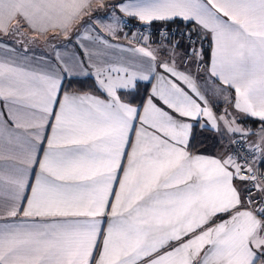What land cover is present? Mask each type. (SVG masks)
<instances>
[{"label":"snow or ice","instance_id":"snow-or-ice-1","mask_svg":"<svg viewBox=\"0 0 264 264\" xmlns=\"http://www.w3.org/2000/svg\"><path fill=\"white\" fill-rule=\"evenodd\" d=\"M0 34V264H264V0H0Z\"/></svg>","mask_w":264,"mask_h":264},{"label":"crops","instance_id":"crops-1","mask_svg":"<svg viewBox=\"0 0 264 264\" xmlns=\"http://www.w3.org/2000/svg\"><path fill=\"white\" fill-rule=\"evenodd\" d=\"M110 2L111 3H116V2H118V0H110ZM123 19L126 20V19H132V18L124 17ZM133 20H135V19H133ZM121 30H122L123 33H125L123 25L121 26ZM50 35H52V34H50ZM0 36H2V34H0ZM132 36H133L132 34H127V39H125L123 36H121V38L117 41V43L128 44L130 41H132ZM61 37H63V36H61ZM4 39L11 40L12 37H4ZM66 40H67V38L63 37L62 40H60L59 42H56V43L59 44L61 42H66ZM137 40H139L138 37H137ZM151 41H156V40H151ZM132 42L135 43V41H132ZM43 45L45 47H42ZM151 46L152 47H157L158 45L153 43ZM16 47H20V46L17 45ZM73 50L78 51L77 49H73ZM61 51L63 52L64 50L61 49ZM29 52H30V62L31 63H35L36 62V61L32 60V57H35L36 60H39L40 58H46V59L51 60L53 58L52 47L51 46H46L43 42H41L40 44H38L36 46H30L29 47ZM184 52H185V48L184 47L177 49V59H178V61L183 57ZM204 59H205L206 62L209 59V57L207 55V50H206V55H205ZM87 77L94 78L92 76H80L78 78H87ZM73 79H76V77H73V78H71L69 80H73ZM69 80H67L65 82V85L67 84V82ZM143 83H146V82H143ZM216 86L218 87V83H217ZM211 88H212V85L210 83L209 84V100H210V104L212 105L213 111L217 115H222V111L224 109H226L228 112H232L231 105L229 103L225 102L224 96L220 95L219 93L213 94L211 92ZM67 91L81 92V91H77V90H67ZM87 92H89V91H87ZM91 93H95V92H91ZM233 115H235V113H233ZM246 122L248 124L253 125V129H256L258 127V125L256 123H254L253 120H247ZM218 136H219V134L214 133V132H204V133H202V135L198 137L199 141L197 142L198 144L202 143V144H200L201 147L199 149H195L193 151L194 152H202V153L209 154V155H220L225 150L231 151L232 148L229 147L228 139H226L224 137H219V142L217 143L216 141H217ZM213 144H215V148L214 149L212 148Z\"/></svg>","mask_w":264,"mask_h":264},{"label":"built area","instance_id":"built-area-1","mask_svg":"<svg viewBox=\"0 0 264 264\" xmlns=\"http://www.w3.org/2000/svg\"><path fill=\"white\" fill-rule=\"evenodd\" d=\"M127 23L125 25H123L125 33L126 34H136V37L139 38V35L141 32H143V34L145 35H149V38L151 40H158L159 39V35H158V31L159 29H161L162 27L164 28H171L173 30V32H175V30L179 29L180 31H184L186 25L183 23H169V24H164V23H160V24H155L153 23L151 26V29H147V28H141V22L133 20V19H126L125 20ZM177 39H179V37H176ZM185 50H186V45H185ZM205 48L207 50V44L205 45ZM233 150V148H232ZM241 155H246V153H244L241 150Z\"/></svg>","mask_w":264,"mask_h":264},{"label":"trees","instance_id":"trees-1","mask_svg":"<svg viewBox=\"0 0 264 264\" xmlns=\"http://www.w3.org/2000/svg\"><path fill=\"white\" fill-rule=\"evenodd\" d=\"M155 24H160V23H163V22H153ZM62 40L63 37H60ZM95 81H94V78H91V77H87V78H76V79H73V80H69L67 82V84L65 85V88L66 90H77V91H81V92H96V89H95ZM146 83H141L140 86H139V92H140V97H143L145 91H150V89H146V87L144 86ZM140 97L137 98V103L140 102ZM199 141V138H197V140L195 141V147L193 148V150L195 149H199L201 147L200 144L202 143H197Z\"/></svg>","mask_w":264,"mask_h":264},{"label":"rangeland","instance_id":"rangeland-1","mask_svg":"<svg viewBox=\"0 0 264 264\" xmlns=\"http://www.w3.org/2000/svg\"><path fill=\"white\" fill-rule=\"evenodd\" d=\"M60 39H61V38H60ZM60 39H59L58 41H56V42H59ZM42 47H45V46L43 45ZM225 107H226V106H225ZM225 111H226V109H224V110L222 111V114H223ZM242 126H244V127H246V128L250 127V128L253 129V125L248 124L247 122H245ZM254 138H255V137H253V139H254Z\"/></svg>","mask_w":264,"mask_h":264}]
</instances>
